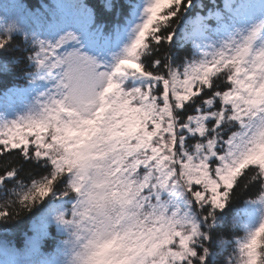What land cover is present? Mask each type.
<instances>
[{
    "label": "snow or ice",
    "instance_id": "obj_1",
    "mask_svg": "<svg viewBox=\"0 0 264 264\" xmlns=\"http://www.w3.org/2000/svg\"><path fill=\"white\" fill-rule=\"evenodd\" d=\"M254 4L0 3V73L23 80L0 93V227L25 215L33 233L24 250L8 243L10 264L34 253L264 264V0ZM23 163L43 174L23 179ZM253 184L259 199L235 207ZM5 251L0 240V264Z\"/></svg>",
    "mask_w": 264,
    "mask_h": 264
},
{
    "label": "trees",
    "instance_id": "obj_2",
    "mask_svg": "<svg viewBox=\"0 0 264 264\" xmlns=\"http://www.w3.org/2000/svg\"><path fill=\"white\" fill-rule=\"evenodd\" d=\"M26 5H36V6H33L32 8H36L40 5V2L38 4V1L39 0H23ZM17 39H20L19 37ZM178 55L183 57V56H186V55H190V51L186 48V49H180L178 51ZM2 59V58H0ZM10 158L8 156H0V170H2V166L5 164V162H7ZM11 159H14L16 160L17 164L16 166L19 167L21 165V161L18 157V155L16 154H13V156L11 157ZM23 167H24V173L22 174V178L27 180L28 177L31 175L33 178H36L38 179L39 176L41 174H43V170L42 169H39L35 166V164H32V165H29L27 163H23ZM257 185L253 184L250 188L248 189H244L241 193H240V196H239V199H238V202L237 204L235 205V207H244L245 205V202L248 201V200H257L259 199V197L257 195H253V193L256 192V189H257ZM5 198H1L0 199V204L3 203V200ZM259 218V212L255 209H253V223L256 222V220H258ZM31 217L30 216H25V215H22L20 217V219L18 221H13L6 229L7 230H15V229H21V228H24L25 230H29V223L31 221ZM0 228H4V227H0ZM243 232V230H237L234 232V236H237L239 234H241Z\"/></svg>",
    "mask_w": 264,
    "mask_h": 264
},
{
    "label": "rangeland",
    "instance_id": "obj_3",
    "mask_svg": "<svg viewBox=\"0 0 264 264\" xmlns=\"http://www.w3.org/2000/svg\"><path fill=\"white\" fill-rule=\"evenodd\" d=\"M3 104H4L3 97L0 96V108L3 107ZM4 259H5V258H4ZM5 264H10V259H5Z\"/></svg>",
    "mask_w": 264,
    "mask_h": 264
}]
</instances>
